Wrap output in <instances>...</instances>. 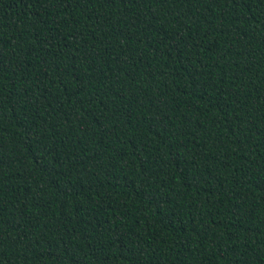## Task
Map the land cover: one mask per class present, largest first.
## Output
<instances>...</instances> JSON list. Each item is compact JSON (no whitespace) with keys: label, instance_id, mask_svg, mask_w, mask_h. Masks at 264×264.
Returning a JSON list of instances; mask_svg holds the SVG:
<instances>
[{"label":"trees","instance_id":"trees-1","mask_svg":"<svg viewBox=\"0 0 264 264\" xmlns=\"http://www.w3.org/2000/svg\"><path fill=\"white\" fill-rule=\"evenodd\" d=\"M0 264H264V0H0Z\"/></svg>","mask_w":264,"mask_h":264}]
</instances>
